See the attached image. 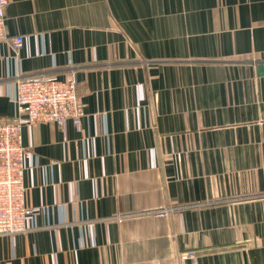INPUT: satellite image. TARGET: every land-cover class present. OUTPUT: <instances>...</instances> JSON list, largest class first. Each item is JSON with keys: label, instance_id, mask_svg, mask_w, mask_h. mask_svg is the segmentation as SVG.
<instances>
[{"label": "crops", "instance_id": "0c3cea01", "mask_svg": "<svg viewBox=\"0 0 264 264\" xmlns=\"http://www.w3.org/2000/svg\"><path fill=\"white\" fill-rule=\"evenodd\" d=\"M7 5L0 121L39 75L86 117L24 126L34 213L0 264H264V0Z\"/></svg>", "mask_w": 264, "mask_h": 264}, {"label": "built area", "instance_id": "2783aa9c", "mask_svg": "<svg viewBox=\"0 0 264 264\" xmlns=\"http://www.w3.org/2000/svg\"><path fill=\"white\" fill-rule=\"evenodd\" d=\"M9 0H0V41L6 40L5 10ZM23 37L11 39L12 50L19 54ZM13 102L17 115L0 121V237L26 234L33 209L26 205L25 171L26 160L31 152L23 146L25 125L51 123L64 130L73 122L80 130L86 117L79 83L75 74L65 80L54 76L39 75L19 78ZM169 210H159L166 215ZM184 258H196L187 253Z\"/></svg>", "mask_w": 264, "mask_h": 264}, {"label": "water", "instance_id": "95a60500", "mask_svg": "<svg viewBox=\"0 0 264 264\" xmlns=\"http://www.w3.org/2000/svg\"><path fill=\"white\" fill-rule=\"evenodd\" d=\"M258 73L264 74V64L258 66Z\"/></svg>", "mask_w": 264, "mask_h": 264}]
</instances>
